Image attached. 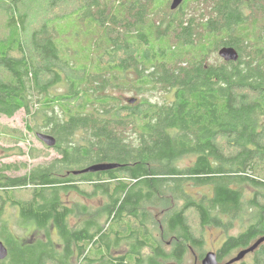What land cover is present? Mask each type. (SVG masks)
I'll return each instance as SVG.
<instances>
[{
    "label": "trees",
    "instance_id": "1",
    "mask_svg": "<svg viewBox=\"0 0 264 264\" xmlns=\"http://www.w3.org/2000/svg\"><path fill=\"white\" fill-rule=\"evenodd\" d=\"M170 4L0 0V116L24 111L58 154L23 174L0 164V264H184L205 228L237 222L224 263L264 236V0ZM98 163L118 166L75 172ZM71 191L101 203L68 205ZM232 264H264V241Z\"/></svg>",
    "mask_w": 264,
    "mask_h": 264
},
{
    "label": "rangeland",
    "instance_id": "2",
    "mask_svg": "<svg viewBox=\"0 0 264 264\" xmlns=\"http://www.w3.org/2000/svg\"><path fill=\"white\" fill-rule=\"evenodd\" d=\"M42 14L43 12H40L38 14L39 15L38 20L32 17L30 19L31 24L33 25L34 23H37V21L40 20V16ZM1 16L2 15L0 14V38L5 36L6 34L4 27V20L2 19ZM32 25L30 26L32 27ZM77 41L79 40H75V41L69 40L67 41V44L69 43L75 44V42ZM1 75L2 73H0V76ZM115 95H119L121 99L124 102H126L128 98L131 97L132 94L115 91ZM155 98H158V96L156 95L152 96V99ZM25 120H26V116L24 114V111L22 110L16 112L12 117H7L4 115L0 116V164L12 165L13 170L8 171L7 173L9 175L23 174L33 166L46 164L55 157H58L56 151H54L52 148H46L45 146L46 144L43 143L37 137L36 132L43 131L42 127L36 125L35 124L36 121H34L32 117H28L27 120L31 123L32 127L35 126L40 129L38 130L37 128L34 127V129L37 131L32 130L28 132L24 127ZM190 164H191V159L187 157L182 159L179 163L180 166H188ZM188 189L191 193H195L197 195H200L203 192H209V188L206 186L189 187ZM63 198L65 203H67L68 205L84 204L91 207H95L101 203L100 198H93L88 200L73 191L67 192L65 194L63 193ZM11 212L12 214H16L14 209H11L10 207L7 208V214H11ZM194 215L195 214L193 212L190 213L192 220L194 219ZM12 216L13 219H15L14 215ZM77 217H78L77 219H80L82 215L78 214ZM157 218H159V216ZM75 219L76 217L72 218L70 220V223H74V221H76ZM29 226L26 228V230L23 229L20 230L17 224L14 223V228L16 233L18 235L21 234L24 237V239L33 238L42 235L41 232H38V230ZM226 229L227 232H225L223 228L218 229L213 226L204 229V236H205L204 254L207 251L215 252L217 247L221 244V241L225 238L226 234H236L240 230V226L236 222L233 225H229ZM184 264H201V259L200 260L197 259L196 255H193L190 251L189 254H187Z\"/></svg>",
    "mask_w": 264,
    "mask_h": 264
},
{
    "label": "water",
    "instance_id": "3",
    "mask_svg": "<svg viewBox=\"0 0 264 264\" xmlns=\"http://www.w3.org/2000/svg\"><path fill=\"white\" fill-rule=\"evenodd\" d=\"M181 2L182 0H171L170 8L174 9ZM218 55L225 60H236L238 57L237 51L233 47H229V46L221 47L218 50ZM134 101H135L134 98L129 99L130 103H133ZM36 135L47 146H54L56 140L52 135L47 134V133H42V132H37ZM117 166L118 164L116 163H98V164H92L90 166H87L75 172L76 173L77 172H89V171L92 172V171L111 169ZM263 241H264V236L259 237L250 246L239 250L233 257H231L229 260H227L224 263L218 262L216 253L214 251H207L201 258V264H232L236 261L241 260L246 254L252 252ZM6 255H7V248L2 243V241H0V260L4 259Z\"/></svg>",
    "mask_w": 264,
    "mask_h": 264
}]
</instances>
